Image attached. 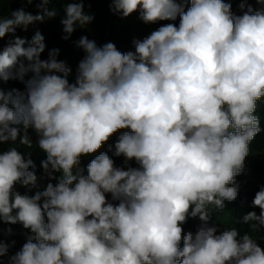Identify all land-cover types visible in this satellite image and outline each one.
Returning a JSON list of instances; mask_svg holds the SVG:
<instances>
[{
	"label": "clouds",
	"instance_id": "9594fccd",
	"mask_svg": "<svg viewBox=\"0 0 264 264\" xmlns=\"http://www.w3.org/2000/svg\"><path fill=\"white\" fill-rule=\"evenodd\" d=\"M54 2L41 0L42 14L0 13V39L57 16ZM189 2L185 10L178 0H110L122 17L139 10L145 24L179 18V25L134 41V52L82 36L74 83L59 49L41 59L39 32L0 51V81L25 82L24 91L0 88V145L19 139L31 148V128L46 153L44 170L62 172L57 184L21 195L14 186L36 185L35 164L15 146L0 151V222L31 232L9 264H264V248L250 233L203 226L185 234L182 227L197 216L206 225L209 206L223 209L238 196L236 177L261 131L255 112L264 99V9L234 15L224 0ZM93 20L84 0H66L64 39ZM122 129L129 131L114 155L140 167L118 168L101 153L83 174L81 158ZM253 205L259 215L248 212L242 222L255 231L264 227V188ZM9 247L0 240V259Z\"/></svg>",
	"mask_w": 264,
	"mask_h": 264
},
{
	"label": "trees",
	"instance_id": "16d2710c",
	"mask_svg": "<svg viewBox=\"0 0 264 264\" xmlns=\"http://www.w3.org/2000/svg\"><path fill=\"white\" fill-rule=\"evenodd\" d=\"M178 2L182 3L185 10L190 7L189 0H178ZM224 2L231 4V11L234 15H242L248 8H252L254 11L264 9V2H259V0H224ZM65 3L66 0H56V2L49 4L50 8H56L58 11V15L54 18L45 17L43 21H37L29 25L27 30L17 28L15 33L6 34L5 37L0 39V51L14 40L15 37H20L30 42L33 36L39 32L43 35L46 45L44 53L41 54V59L46 60L48 58V52L51 49H59L57 59L64 61L66 51L69 50L78 39L80 27H76L75 32L70 38L64 39L66 34L63 32L61 19L63 17ZM42 7L41 0H33L32 3H26V0H0V13H2L5 18L10 16L12 11L21 8L33 15L42 14ZM84 9L86 13L94 16L92 22L105 20L111 11L110 0H84ZM156 23L145 24L140 19V12L138 10L130 14L127 17L126 23L120 26L123 27V32L125 34L136 31V33L140 32L144 35L148 34L153 28H156ZM167 23H174L178 26L179 18H177L176 21H164L162 26ZM25 46H27V44ZM30 76L31 73L25 76V81L30 78ZM68 80L70 83L75 82V79L69 76ZM0 88H2L5 93L13 90L24 91L25 82L19 79L0 81ZM255 115L260 119L261 131L251 141L249 146L250 152L245 159L243 171L236 177V185L238 186V196L236 200L232 202L225 201L223 209H215L213 206H209V211L211 213L210 219L206 225L198 216L195 218L189 217L187 222L182 225L185 234L188 232L195 234L203 226L215 227L217 230L216 234L236 228L241 235L250 233L258 245L264 248V227H258L257 230L253 231L249 224H244L242 222V217L248 212L255 211L257 215H259L261 211L258 207H254L253 200L256 193L261 188H264V158H261L264 152V99L257 102ZM125 131H129V129L118 130L97 152L81 158L79 167L84 170L83 174H87V165L90 161L101 153H107L114 160L115 166L118 168L127 170L129 167H140L135 160L126 162L123 156L117 157L114 155V145ZM20 133L21 135L25 134V129L22 125L20 126ZM27 135L32 143L31 148L21 145L18 139L14 144L9 142L0 145V151H6L10 146H15L26 159L31 158L33 160L35 168L30 170L34 171L37 176L36 185L34 187H26L17 183L14 186V191L19 192L21 195L32 196L35 195L37 191L45 190L49 183L53 185L57 184L62 178V172L52 171L51 168H49L48 171L44 170L41 162L46 159V153L38 146L39 137L31 128L27 130ZM38 155L39 157H37ZM106 197L108 201L113 204L119 203V201L112 200L111 194H106ZM9 229H11V233H9ZM29 235H31L30 230L24 229L20 223L7 224L0 222V239L6 241L10 246V251H14L18 243L23 242V246Z\"/></svg>",
	"mask_w": 264,
	"mask_h": 264
},
{
	"label": "rangeland",
	"instance_id": "374dc122",
	"mask_svg": "<svg viewBox=\"0 0 264 264\" xmlns=\"http://www.w3.org/2000/svg\"><path fill=\"white\" fill-rule=\"evenodd\" d=\"M27 3V2H26ZM127 17H122L120 14H114L110 11L109 16L102 21H95L87 25L86 27H79L78 39L82 36H87L88 38L103 33L104 31H108L110 33V42L114 43L118 50L121 52H128V51H135L134 41L136 40H143L148 35L151 34L152 31L158 29L162 26L164 21H158L155 25L156 28H153L148 34L142 35L140 32L136 33V31H131L125 34L123 32V27L120 25H124L126 23ZM111 22V27L107 28V23ZM76 41V42H77ZM85 53L82 49L76 46V43L72 45V47L66 51L64 62L71 68V73L69 75L70 78H76L77 75V68L79 62L83 59ZM39 157V155L37 156ZM264 158V152L261 156ZM2 240V239H0ZM6 243L5 240H2ZM22 243H18L16 245V249L14 251H10L8 255L0 259V264H9V257L14 255L17 251H19L22 247ZM7 244V243H6Z\"/></svg>",
	"mask_w": 264,
	"mask_h": 264
},
{
	"label": "built area",
	"instance_id": "2783aa9c",
	"mask_svg": "<svg viewBox=\"0 0 264 264\" xmlns=\"http://www.w3.org/2000/svg\"><path fill=\"white\" fill-rule=\"evenodd\" d=\"M107 25V28L112 26L111 22H108ZM89 39L94 40L98 46H103L105 43L110 42V33L108 31H104L103 33L90 37Z\"/></svg>",
	"mask_w": 264,
	"mask_h": 264
}]
</instances>
